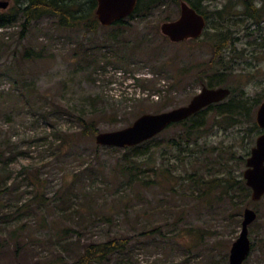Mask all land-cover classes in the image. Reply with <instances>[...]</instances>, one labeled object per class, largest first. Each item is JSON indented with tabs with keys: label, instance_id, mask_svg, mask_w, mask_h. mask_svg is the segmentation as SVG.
Listing matches in <instances>:
<instances>
[{
	"label": "rangeland",
	"instance_id": "374dc122",
	"mask_svg": "<svg viewBox=\"0 0 264 264\" xmlns=\"http://www.w3.org/2000/svg\"><path fill=\"white\" fill-rule=\"evenodd\" d=\"M180 2L166 0L152 11L144 6L126 24L94 31L61 25L55 15L33 20L22 39L21 20L0 27V144L9 160L0 161V264H16L24 255L42 264H75L69 254L78 247L68 242L76 236L54 235L58 224L78 226L55 204L72 184L76 193L88 191V201L73 194L69 205L88 217L85 239L119 229L135 233L128 251L101 264H229L247 205L258 216L249 226L252 248L243 264H264V196L253 200L238 180L258 134L246 129L256 123L264 99V18L257 23L246 17L237 0H202L208 20L201 36L174 42L160 25L179 16ZM16 7L8 0L0 12L14 13ZM114 33L119 43L106 40ZM225 40L228 45L216 46ZM26 47L31 56H23ZM203 85L229 86L226 99L238 106L233 119L209 110L192 150L179 151L166 136L190 128L193 120L171 124L157 136L169 164H161L167 161L154 143L151 153L135 157L141 167L134 183L123 177L129 173L126 161L136 164L123 158L124 149L102 145L95 151L97 132L128 125L143 112L185 104ZM31 100L37 103L28 106ZM79 116L95 121L92 135L79 134ZM55 132L72 134L73 144L55 146ZM29 167L38 177L27 176ZM215 177L209 187L206 182ZM37 192L44 197H35ZM18 239L24 243L19 258Z\"/></svg>",
	"mask_w": 264,
	"mask_h": 264
},
{
	"label": "trees",
	"instance_id": "16d2710c",
	"mask_svg": "<svg viewBox=\"0 0 264 264\" xmlns=\"http://www.w3.org/2000/svg\"><path fill=\"white\" fill-rule=\"evenodd\" d=\"M178 2V0H175ZM188 1L193 7H195L199 12L203 13L207 20H208V13L207 11L202 7V0H186ZM241 3L242 8L244 9L243 14L246 15V17L253 19L255 22L259 23L262 21L264 18V0H237V2ZM15 3L17 4L16 7V12L10 13V12H0V27H6L9 26L13 22H17L18 20L21 24V30H20V38H24L26 36V33L28 31V28L33 20L39 19L41 17L47 16V15H55L58 18V22L61 25L64 26H77V25H83L85 29L89 31H94L96 30L100 25L101 26H107L103 25L96 14V7H97V0H15ZM166 3V0H138V3L136 5L135 10L130 14L131 16H134L135 14L139 13L142 9V7H146L149 10L152 8H156L161 4ZM223 9H218L216 10L217 15L222 16L223 15ZM152 11V10H151ZM126 24L127 21L125 18L119 19L115 21L113 24ZM121 32L123 31L122 29L120 30ZM168 37V36H167ZM1 38V37H0ZM115 39L117 43H119V36L117 33H114L113 36L107 37L106 40H111ZM169 38V37H168ZM228 45V42L225 40L223 44L218 43L216 46H226ZM117 46V45H116ZM124 47V46H123ZM119 53V50H124L122 48V45L116 47ZM216 51V48H215ZM122 55V54H121ZM24 57L31 56V51L30 48L26 47L24 54ZM91 59V56H88V61ZM91 60H94L91 59ZM95 61V60H94ZM212 86V85H208ZM232 90V89H231ZM7 93V92H4ZM1 98V96H0ZM227 98V97H226ZM223 99L218 102H213L206 107L200 109L196 113L190 115L189 117L178 121L174 122L171 124H180L183 123L185 124L189 119L193 120V123L190 125V128L188 129H180L178 133L170 134L167 135L166 138L168 139L167 143H172L176 148L179 149V151H184V150H192L191 145L194 144H199V138L203 136L205 129H201L205 123H206V115L209 110H214L216 113H223L225 116L231 117V119L235 118L234 117V112L237 108V104L235 103L234 98H229V99ZM36 101H30L27 105L28 106H33L36 104ZM258 104V101L256 102ZM42 109V113H46L47 109L45 106H42L41 104L39 105ZM248 108V109H247ZM246 108V113L249 111V107ZM240 112V111H239ZM240 116V114H238ZM79 121L81 125L83 126L82 131L79 133L81 136L83 135H92L94 131H96V123L94 120H89L87 118H84L82 116H79ZM242 117H239L238 120H241ZM130 124V123H129ZM170 124V125H171ZM168 125V126H170ZM252 127H248V130L252 132H259L260 129H264L260 127L257 122L252 123ZM167 126V127H168ZM166 127V128H167ZM165 128V129H166ZM165 129H163L161 132H163ZM160 132V133H161ZM57 140L59 139L58 145L55 146H62L65 143H69L70 145L73 144L71 140L73 139L72 134L68 133H58ZM158 133L157 135L153 136L152 138L145 140L139 144L133 145V146H125V147H119V146H108L109 148L113 149H124V154L123 158L124 159H131L133 163H136L135 157H138L139 155H142L146 152H152L154 149V143L156 146L160 145L162 146V159L166 160L167 162L161 163V164H169V159L170 157L168 155H165L166 153L165 147L157 141V136L160 134ZM79 136L75 137L78 138ZM55 144V142H53ZM9 145V144H8ZM7 145V146H8ZM102 144H97L95 145V151H98L99 147H101ZM4 145L0 144V161H3L7 163L6 160V149H3ZM251 150H247V154L250 153ZM176 159L182 160L180 154L177 152L174 153ZM149 160L151 161H156L155 157H152V155L149 156ZM9 161V160H8ZM126 161V160H125ZM174 166V164H172ZM88 168L87 171H93L94 167L93 164H87ZM125 166L128 168L129 173L124 174L123 177L127 176V179L131 181L132 183L139 181V168L141 167V163H136L135 165H130L128 161H126ZM135 166V168L133 167ZM150 168H153L154 165L148 166ZM169 172L173 174V170L171 168H168ZM86 171L83 170V173ZM26 173L28 177H38V174L31 168L26 169ZM79 174V172H78ZM215 178L209 179V181L206 182L204 179H197V183H204L209 184V187H214L215 186ZM220 179V178H219ZM245 178L241 177L239 182H241V188L244 192L248 193L249 189H251L247 184ZM223 180L226 179H220L219 183ZM237 180V179H235ZM4 177L0 178V192L2 191V184L4 182ZM218 183V184H219ZM61 191V188L59 189V193ZM86 189L83 190H77L74 188L73 184L68 185L64 188L63 192L60 193L59 195V202L55 203L57 207H59L62 210V217H64L67 220L75 221L77 222L78 226L74 227L73 225L69 224H63L60 225L58 224L56 226V231H54V235L56 236L57 240H62L64 238H68L69 236H76L75 241L68 242V243H75V247H78L76 251H73L72 253L69 254L70 258L74 259L75 264H101L106 261H110L112 258H114L116 255L119 253H123L128 251V247L130 248V244L132 242V239L134 238L135 233H130L124 230L119 229V231H116L115 233L109 232L105 237H100V238H90V239H85L84 238V233L87 232L86 226L83 224L84 220L88 217L83 215L81 213L79 206L78 207H73L71 208L70 205V200H71V195L75 194V196H83V197H88V191ZM44 197V193L42 192H37L35 194V197ZM85 201H88V198H86ZM86 204V203H83ZM168 212L172 211V209L166 208ZM94 213V212H93ZM110 218V217H107ZM61 227V228H60ZM136 232V231H135ZM143 232V231H142ZM24 246V243L22 242L21 239H18L16 242V249H15V256L19 258V251L20 249ZM66 248L67 245H64ZM68 250V248L66 249ZM64 257V255L62 254ZM62 257V258H63ZM24 261L17 260L16 264H42L41 260H36L30 257H26L24 255L23 257ZM64 259V258H63ZM33 260V261H32ZM43 264H52L51 261L45 262Z\"/></svg>",
	"mask_w": 264,
	"mask_h": 264
},
{
	"label": "water",
	"instance_id": "95a60500",
	"mask_svg": "<svg viewBox=\"0 0 264 264\" xmlns=\"http://www.w3.org/2000/svg\"><path fill=\"white\" fill-rule=\"evenodd\" d=\"M137 3L138 0H97L96 14L103 25H111L130 15ZM7 4L8 0H0L1 7H6ZM180 5L179 16L164 20L160 25L162 33L174 42L200 36L207 24L203 13L188 1L181 0ZM231 91L229 86L203 85L187 103L158 112H143L128 125L97 132L96 142L119 147L139 144L157 135L171 123L181 121L207 105L225 99ZM256 122L264 128V99L257 108ZM243 176L251 188L252 199H261L264 196V132L256 138L246 158ZM257 216L256 209L250 205L244 207L240 232L230 247L229 264H243L248 257L252 248L249 226Z\"/></svg>",
	"mask_w": 264,
	"mask_h": 264
},
{
	"label": "flooded vegetation",
	"instance_id": "af4514ba",
	"mask_svg": "<svg viewBox=\"0 0 264 264\" xmlns=\"http://www.w3.org/2000/svg\"><path fill=\"white\" fill-rule=\"evenodd\" d=\"M203 15H204V14H203ZM128 16H130V15H128ZM128 16H127V17H128ZM204 16H205V15H204ZM125 18H126V17H125ZM205 18H206V16H205ZM206 22H207V18H206ZM206 25H207V24H206ZM200 36H201V35H200ZM198 37H199V36H198ZM191 38H196V37H191ZM187 39H188V38H187ZM263 132H264V129H260V131H259L258 134H257V137L259 136V134H261V133H263ZM257 137H256V138H257ZM255 142H256V141H255ZM253 145H254V144H253ZM253 145H252V146H253ZM251 148H252V147H251Z\"/></svg>",
	"mask_w": 264,
	"mask_h": 264
}]
</instances>
